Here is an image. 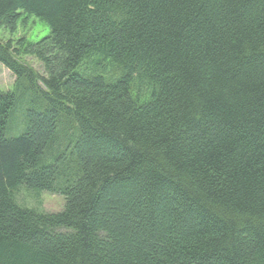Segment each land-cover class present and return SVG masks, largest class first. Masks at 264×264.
<instances>
[{"label": "trees", "instance_id": "16d2710c", "mask_svg": "<svg viewBox=\"0 0 264 264\" xmlns=\"http://www.w3.org/2000/svg\"><path fill=\"white\" fill-rule=\"evenodd\" d=\"M23 16L49 34L0 40V264H264V0H0Z\"/></svg>", "mask_w": 264, "mask_h": 264}, {"label": "rangeland", "instance_id": "374dc122", "mask_svg": "<svg viewBox=\"0 0 264 264\" xmlns=\"http://www.w3.org/2000/svg\"><path fill=\"white\" fill-rule=\"evenodd\" d=\"M49 34L47 25L36 17H22L16 25L15 31L10 33L0 29V40L9 42L16 47V43L24 40L27 43H36ZM22 64L28 66L35 73L43 75L42 66L38 61L30 56H21L18 59ZM15 84L14 75L0 64V92L12 91ZM30 107V99L25 98L19 101L12 110L11 117L17 119L11 123V117L8 121L7 137L13 138L25 133L27 129L26 113ZM15 199L19 205L28 208H36L48 213H58L64 205V198L59 194L48 192H30L21 188L16 194Z\"/></svg>", "mask_w": 264, "mask_h": 264}]
</instances>
